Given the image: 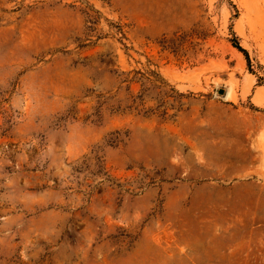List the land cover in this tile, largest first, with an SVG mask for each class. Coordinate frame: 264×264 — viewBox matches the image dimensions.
I'll use <instances>...</instances> for the list:
<instances>
[{"label": "rangeland", "instance_id": "obj_1", "mask_svg": "<svg viewBox=\"0 0 264 264\" xmlns=\"http://www.w3.org/2000/svg\"><path fill=\"white\" fill-rule=\"evenodd\" d=\"M0 264H264V0H0Z\"/></svg>", "mask_w": 264, "mask_h": 264}, {"label": "trees", "instance_id": "obj_2", "mask_svg": "<svg viewBox=\"0 0 264 264\" xmlns=\"http://www.w3.org/2000/svg\"><path fill=\"white\" fill-rule=\"evenodd\" d=\"M235 46L238 47L240 50L244 51L246 53V51L244 49H242V47L235 41ZM144 78L147 80V81H151V77H157L159 76L158 73H156L155 71L153 70H150L149 71V74L148 75H145L143 74ZM141 80V79H140ZM112 141H115V139H113Z\"/></svg>", "mask_w": 264, "mask_h": 264}, {"label": "water", "instance_id": "obj_3", "mask_svg": "<svg viewBox=\"0 0 264 264\" xmlns=\"http://www.w3.org/2000/svg\"><path fill=\"white\" fill-rule=\"evenodd\" d=\"M222 92H223V90H222Z\"/></svg>", "mask_w": 264, "mask_h": 264}]
</instances>
